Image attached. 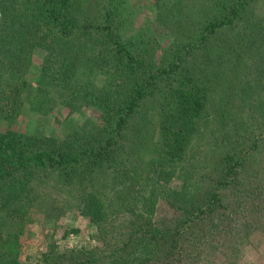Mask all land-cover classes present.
I'll return each mask as SVG.
<instances>
[{
	"label": "trees",
	"instance_id": "1",
	"mask_svg": "<svg viewBox=\"0 0 264 264\" xmlns=\"http://www.w3.org/2000/svg\"><path fill=\"white\" fill-rule=\"evenodd\" d=\"M151 1L130 33L128 0H0V264H233L264 233V0ZM59 106L99 125L10 129ZM68 212L98 245L25 256Z\"/></svg>",
	"mask_w": 264,
	"mask_h": 264
},
{
	"label": "rangeland",
	"instance_id": "2",
	"mask_svg": "<svg viewBox=\"0 0 264 264\" xmlns=\"http://www.w3.org/2000/svg\"><path fill=\"white\" fill-rule=\"evenodd\" d=\"M128 11L131 16L130 33L139 31L144 28L152 27L154 19L153 1L151 0H128ZM258 12L264 17V4L258 6ZM168 41L163 42L167 44ZM40 66V56H36L31 65V70L27 74L30 82H34L35 74H38ZM26 114L18 118L10 129L14 131H36L48 135H61L69 129L70 124L75 122H85L88 126L99 125V121L95 120L94 124H90V120L96 119L95 111L86 110L83 113H70L67 108L56 107L54 111L47 116H29ZM30 118L34 119L33 123L28 122ZM37 121V122H36ZM28 122V123H26ZM35 122V124H34ZM70 123V124H69ZM48 191V190H47ZM57 194L53 188L48 192ZM76 230V233H69L64 239L65 232ZM22 244V252L28 257H39L49 247H57L59 251L64 249L92 248L98 245L95 228L90 224V217L74 212H68L66 215L53 225L52 222L43 219L40 213L33 215V222L27 226L24 236L20 239ZM240 250V259L233 264H264V233L249 234L248 241L238 245ZM219 263L226 262L224 257L220 255L215 259Z\"/></svg>",
	"mask_w": 264,
	"mask_h": 264
}]
</instances>
